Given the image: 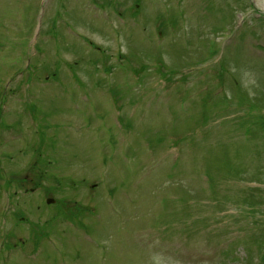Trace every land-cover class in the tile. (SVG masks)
<instances>
[{
  "label": "rangeland",
  "instance_id": "obj_1",
  "mask_svg": "<svg viewBox=\"0 0 264 264\" xmlns=\"http://www.w3.org/2000/svg\"><path fill=\"white\" fill-rule=\"evenodd\" d=\"M96 1L0 0L4 180L47 187L0 214L36 236L9 264L264 257V0H110L108 26Z\"/></svg>",
  "mask_w": 264,
  "mask_h": 264
},
{
  "label": "trees",
  "instance_id": "obj_2",
  "mask_svg": "<svg viewBox=\"0 0 264 264\" xmlns=\"http://www.w3.org/2000/svg\"><path fill=\"white\" fill-rule=\"evenodd\" d=\"M223 66V65H222ZM209 120V119H207ZM236 169H239V167H235ZM206 173L209 175V181L211 180L210 178V175L211 173L214 172L213 168H212V165L211 164H207L206 165ZM261 229H262V232H264V228H263V225L261 226ZM257 238V242H258V245L256 243V241L253 242V244L255 245L256 247V250H257V253H260L261 251V248L264 247V234H263V237H256ZM246 239L242 238V242H241V245H243V250L245 251V256L244 257H240V260L244 263V264H264V258L262 259V262L259 263V260L255 261V257L253 255H251V258H248L246 256V253H250V249L247 247L246 245ZM251 247V245H249ZM225 256L228 260V262H234L232 260H234L235 258H237V255L234 253V256H233V252L232 251H227L225 252ZM239 258V257H238Z\"/></svg>",
  "mask_w": 264,
  "mask_h": 264
}]
</instances>
